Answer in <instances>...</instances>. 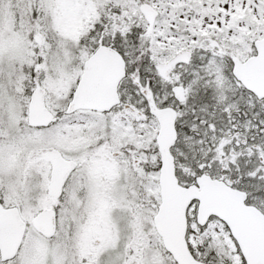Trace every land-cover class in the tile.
I'll use <instances>...</instances> for the list:
<instances>
[{"label": "snow or ice", "instance_id": "6c2138e0", "mask_svg": "<svg viewBox=\"0 0 264 264\" xmlns=\"http://www.w3.org/2000/svg\"><path fill=\"white\" fill-rule=\"evenodd\" d=\"M0 264H264V0H0Z\"/></svg>", "mask_w": 264, "mask_h": 264}]
</instances>
